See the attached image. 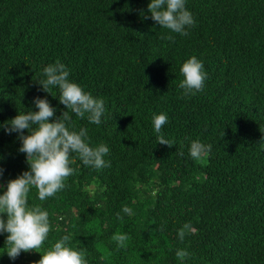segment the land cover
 <instances>
[{
	"label": "trees",
	"instance_id": "trees-1",
	"mask_svg": "<svg viewBox=\"0 0 264 264\" xmlns=\"http://www.w3.org/2000/svg\"><path fill=\"white\" fill-rule=\"evenodd\" d=\"M147 3L0 0V122L35 111L36 96H46L56 116L66 110L58 90L36 83L57 58L71 80L105 100L100 125L72 119L93 145L108 144L110 166L96 170L76 158L64 189L44 201L35 187L28 194L49 212L42 248L71 234L89 264H264V0H187L195 24L173 39ZM189 55L204 61L208 77L202 91L184 96L177 83ZM161 111L177 145L155 142L151 116ZM191 138L211 143V152L191 158ZM19 146L16 133L0 129V184L28 169ZM125 204L133 213L118 220ZM185 221L194 231L180 242L175 230ZM118 230L130 235L122 249L111 240ZM6 235L0 264L40 258L29 250L9 259ZM176 247L188 250L185 261Z\"/></svg>",
	"mask_w": 264,
	"mask_h": 264
},
{
	"label": "clouds",
	"instance_id": "clouds-1",
	"mask_svg": "<svg viewBox=\"0 0 264 264\" xmlns=\"http://www.w3.org/2000/svg\"><path fill=\"white\" fill-rule=\"evenodd\" d=\"M146 7L150 18L160 28L169 30L166 34L169 39L174 38L171 33L188 35L189 29L195 24L187 0H148ZM179 72L182 78L177 87L182 90V95L191 96L203 90L208 73L202 59L189 55L181 63ZM69 77L70 68L57 58L42 67L41 76L36 82L45 93L51 94L53 89L58 90V101L66 108L60 116L55 115L57 109L46 96H36L32 100L35 111L18 110L17 115L0 122V129L4 133L17 134L20 141L17 150L25 154L28 164L27 170L7 180L6 184H0V234L7 233L3 254L6 253L11 260H15L21 251L35 250L41 255L32 264H89L87 249L70 245L69 241L74 238L71 234H63L42 248L51 230L49 212L41 204L29 203L28 199L33 187L39 201L64 189L67 177L75 171L71 165L76 158L82 165L96 170L111 164L105 158L110 154L108 144L99 142L93 145L87 128L80 126L77 130L72 119L74 114L77 118H86L89 124L100 125L105 114V100ZM168 120L166 112L152 113L151 129L156 143L171 147L178 142L164 131ZM23 130H27V134ZM179 143L184 147L182 141ZM212 147L211 143L191 138L187 142V153L199 160L207 156ZM180 154L183 155V152ZM3 173L4 169L0 167V176ZM121 213L131 215L133 209L127 204L122 205L120 211L115 213L118 220L123 218ZM193 231L191 221H185L176 228V239L183 242L186 235ZM111 240L117 249H122L127 247L130 235L118 230L111 235ZM174 255L183 262L189 252L186 248L176 247Z\"/></svg>",
	"mask_w": 264,
	"mask_h": 264
}]
</instances>
